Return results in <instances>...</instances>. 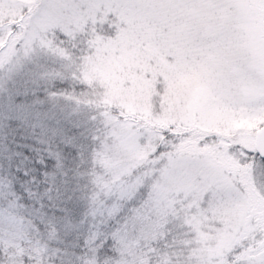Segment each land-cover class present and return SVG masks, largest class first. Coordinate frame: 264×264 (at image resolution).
Instances as JSON below:
<instances>
[{
    "label": "snow or ice",
    "instance_id": "snow-or-ice-1",
    "mask_svg": "<svg viewBox=\"0 0 264 264\" xmlns=\"http://www.w3.org/2000/svg\"><path fill=\"white\" fill-rule=\"evenodd\" d=\"M0 264H264V0H0Z\"/></svg>",
    "mask_w": 264,
    "mask_h": 264
}]
</instances>
